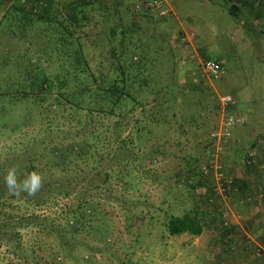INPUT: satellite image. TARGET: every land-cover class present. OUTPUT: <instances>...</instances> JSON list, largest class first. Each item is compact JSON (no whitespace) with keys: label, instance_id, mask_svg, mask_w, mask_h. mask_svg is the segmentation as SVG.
Here are the masks:
<instances>
[{"label":"trees","instance_id":"trees-1","mask_svg":"<svg viewBox=\"0 0 264 264\" xmlns=\"http://www.w3.org/2000/svg\"><path fill=\"white\" fill-rule=\"evenodd\" d=\"M99 1L69 0L61 6L56 0H0L1 36H31L38 31L44 36L42 44L28 39L23 50L0 52V110L6 113L9 104L22 109L14 125L0 123V135H18L22 144L0 162V247L5 249L0 264H104L93 248L114 243L119 212L129 213L128 220L139 223L154 220L146 214L147 206L135 205L145 202V178L153 170L147 171L138 158L146 156L153 165L163 150L144 144L157 137H189L204 128L198 119L202 112L214 107L204 105L197 114L191 113L196 105L187 104L184 85L175 81L172 70L155 62L146 50L135 54L125 47V34L119 41L118 28L104 23L102 15L94 19ZM158 1L162 2L145 5L148 12L149 5ZM202 1L223 8L236 21L248 9H255L258 19L264 17V0ZM93 20L102 26L94 35L109 27L110 45L101 47L100 57L95 55L99 42L85 46L92 34L84 30ZM205 61L214 60L205 57ZM190 91L204 99L214 96L210 88L195 84ZM231 96L238 113V102ZM58 117L64 121L55 122ZM39 123L38 135L26 131ZM217 128L207 136L205 161L188 169L195 188L208 191L203 198L207 202L201 199L197 210L182 216L165 214L162 223L170 237H200L219 221H209L205 202L215 204L217 191L213 175L203 171L214 150L210 136ZM13 167L18 182L33 171L42 176V187L34 196L8 190L4 176ZM247 188L233 181L225 187L226 197L241 192L248 204L264 200V194L258 198L254 194V186ZM226 226L221 225L224 233Z\"/></svg>","mask_w":264,"mask_h":264},{"label":"rangeland","instance_id":"rangeland-1","mask_svg":"<svg viewBox=\"0 0 264 264\" xmlns=\"http://www.w3.org/2000/svg\"><path fill=\"white\" fill-rule=\"evenodd\" d=\"M56 1L63 6L69 0ZM153 1L155 0H100L95 6L94 19L96 15H102L104 23L118 28L119 41L122 38L121 33L125 34V47L132 49L135 54L146 50L155 62L162 61L167 71L172 70L175 81L184 85L189 98L187 104L196 105L191 113L197 114L204 105L214 107L209 112H202V117L198 119L204 128L193 132L189 137H157L144 144L143 147L149 149L158 147L163 150V155L153 165L145 159L146 156L140 155L138 158L147 171L153 170L145 178L148 180L144 196L146 203L139 202L135 205L147 206L149 209L146 211L149 210V214H146L153 215L154 220L139 223L136 219L128 220L129 213L120 214L118 211L116 240L109 248L100 249L94 245L93 249H96V258L104 264H212L218 251L225 250V245H234L229 241L233 234L228 230L232 226L231 211L234 212L236 205L244 208L249 205L245 203L241 192L232 193L227 198L225 193L217 191V200L213 198V201L218 206L213 208L216 203H206L203 198L209 196L208 191L205 188H195L196 181L189 178L188 169L197 165L198 161H205L208 154L207 136L224 119L217 106L223 96L233 94L239 106L237 115L245 123L236 129L237 132L234 131L231 140L223 143V152L218 161L228 179L241 182L248 180L247 183L255 187L254 194H258L257 198L264 194V17L258 19L256 10L248 9L236 21L223 8L202 0H160L164 5L163 11L166 12L164 16H160L159 13L148 12L145 7L148 2ZM93 21L84 30L86 34H92L85 46L89 47L93 40L99 42L95 55L100 57L103 49L101 47L110 45L109 27H103V31L107 29L106 33L94 35L101 33L102 26H96V21ZM98 23H101V19ZM28 39L42 44L44 36L39 31L31 36L19 34L15 38L9 34L0 35V52L23 50L29 46ZM119 41L115 46H118ZM205 57L224 61L228 72L224 80L217 82L202 75L201 65ZM134 61L138 63L139 60L135 58ZM155 65L159 70L158 64ZM167 79V75L164 76V81ZM189 83L199 88H210L214 96L204 99L199 93L190 91L193 84ZM5 112L3 114L0 110V123L7 124L9 121L13 124L22 109L9 104ZM58 118L60 120L56 119L55 122L64 121L63 117ZM40 128L39 123L26 131L38 135ZM19 142L18 135H0V162L4 161L11 149L22 145ZM250 150L256 154V164L248 169L244 159ZM211 180L217 185L215 176ZM215 188L217 187L214 186ZM244 194L249 195L247 192ZM201 199L206 201L211 224L213 219L218 218L223 222L222 226L227 225V233L230 234L222 236L220 231H213L212 229L217 228L210 224L209 229L200 237L189 234L170 237L162 223L165 221V214L182 216L186 212L197 210L196 206ZM138 211L136 209L135 213ZM200 215L203 217L202 211ZM255 229L253 230L256 231ZM243 243L241 245H258L257 239L253 237H245ZM216 245L221 246L217 249ZM4 253L5 249L0 247L1 259Z\"/></svg>","mask_w":264,"mask_h":264},{"label":"built area","instance_id":"built-area-1","mask_svg":"<svg viewBox=\"0 0 264 264\" xmlns=\"http://www.w3.org/2000/svg\"><path fill=\"white\" fill-rule=\"evenodd\" d=\"M163 2H154L149 5L152 12L159 13L160 16L166 14L163 11ZM202 75L208 79L214 81L224 80L228 72L225 69L224 64L218 63L216 61H205L201 65ZM237 103L231 95H225L220 99L219 109L223 114V121L219 127L212 132L211 139L214 142V150L210 156V159L204 164L203 171L206 175L212 174L217 179L216 191H222L225 193V187L231 185L233 181L228 179V175L225 173L224 168L221 163H219V155L223 152V143L231 140L233 138V131L242 126L245 121L237 115ZM229 110V112H227ZM255 152H251L244 160L245 166H255ZM260 198H263L261 196ZM257 255L264 261V248H258Z\"/></svg>","mask_w":264,"mask_h":264},{"label":"crops","instance_id":"crops-1","mask_svg":"<svg viewBox=\"0 0 264 264\" xmlns=\"http://www.w3.org/2000/svg\"><path fill=\"white\" fill-rule=\"evenodd\" d=\"M246 181L248 182V180ZM239 182L245 189L250 190L247 188L250 183ZM255 200L257 201V198ZM256 203H246L249 205L248 208H244L242 205H236L234 212L231 211L233 213L232 226L228 230L233 234L229 238V241L231 244L234 243V245H225V250L221 249L220 252L218 251L212 264H264V261L257 255L258 248H264V233L262 232L264 231V200L260 199ZM215 228L217 229L212 230L220 231L222 236L230 234L227 233L228 231L226 233L223 232L220 221L215 223ZM254 228H256V231L253 230ZM256 233H258V236ZM245 237L248 239L250 237L256 238L258 241L256 244L258 245H241L244 244ZM219 246L221 245H216V248Z\"/></svg>","mask_w":264,"mask_h":264},{"label":"clouds","instance_id":"clouds-1","mask_svg":"<svg viewBox=\"0 0 264 264\" xmlns=\"http://www.w3.org/2000/svg\"><path fill=\"white\" fill-rule=\"evenodd\" d=\"M4 183L13 194L26 193L28 196H34L42 187V176L33 171L25 179L18 182L17 168L13 167L7 170L4 176Z\"/></svg>","mask_w":264,"mask_h":264},{"label":"bare ground","instance_id":"bare-ground-1","mask_svg":"<svg viewBox=\"0 0 264 264\" xmlns=\"http://www.w3.org/2000/svg\"><path fill=\"white\" fill-rule=\"evenodd\" d=\"M251 200V199H250Z\"/></svg>","mask_w":264,"mask_h":264}]
</instances>
